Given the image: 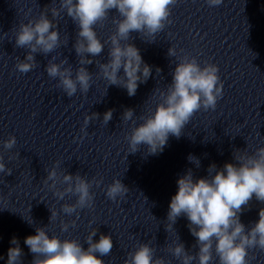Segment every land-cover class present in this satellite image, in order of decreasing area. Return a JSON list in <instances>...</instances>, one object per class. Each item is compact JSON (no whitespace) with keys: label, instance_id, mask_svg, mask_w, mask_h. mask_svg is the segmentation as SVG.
I'll use <instances>...</instances> for the list:
<instances>
[{"label":"clouds","instance_id":"clouds-1","mask_svg":"<svg viewBox=\"0 0 264 264\" xmlns=\"http://www.w3.org/2000/svg\"><path fill=\"white\" fill-rule=\"evenodd\" d=\"M176 3L177 0H59V8L48 10L46 7L38 19L19 25L15 33V47L28 51L23 60L18 59L15 67L20 73H28L37 66L35 53L47 56L60 47V34L53 20L63 12L78 28L73 47L79 57L80 67L73 76L72 67L65 66L68 65L67 58L59 63L54 62L55 58L50 59L46 72L50 78H58L57 87L68 97L74 96L78 90L82 94L88 93L92 74L85 65L94 63L88 56H99L108 44V61H95L98 75L108 82V86L124 88L129 97L135 96L139 84L147 82L152 75V69L144 62L140 50L129 43L131 33H139L141 37L150 38L147 42H154L166 23H171V8ZM207 3L210 7L219 6L223 0H207ZM113 9L120 17L113 20L116 31L108 41L102 43L95 26L103 24ZM47 11L51 12L52 19L48 18ZM168 55L176 57V49L170 47ZM218 72L215 64L206 63L202 67L195 57H179L172 73V82L166 91L159 92L160 102L155 110L149 109L146 115L140 116L142 122L132 127L125 136L129 146L128 154H135L141 146L146 147L148 155L162 152L170 136L177 139L181 137L184 127L197 111L201 108L205 111L215 110L223 95V83ZM113 111L109 109L103 114L104 124L107 125L112 119ZM134 115L133 109H125L123 121H133L135 124ZM99 116V113L85 115L81 132L87 135L86 129L90 122L99 119ZM15 144V136H10L3 142V147L10 150ZM187 159L196 168H200L199 158L189 154ZM233 159L234 163L226 162L222 168H217L214 163L209 165L205 177H195L192 169H188L177 180L178 191L171 198L165 230L176 232L174 225L178 218L186 217L190 234L196 238L194 247H198V251L191 254L179 242L176 232L178 242L169 245L168 251L181 264H192L193 261L197 264H213L214 259L217 264H249V250L258 248L264 251V208L259 210V219L250 228H246L240 220V215L253 197L264 203V147L258 148L253 154L247 151L234 152ZM59 167L60 163L56 162L47 171L43 183L59 200L68 194L77 197L75 203L63 204L61 211L71 216L77 213V209H91L94 201L91 188L93 184L99 186L101 181L95 178L89 181L79 174L58 173ZM0 173L12 174V170L3 162V156H0ZM58 183L66 187L61 190L57 187ZM128 192V187L120 179H115L107 186L106 196L117 201V198L123 199ZM50 212L49 221H52L58 213L53 209ZM27 222L33 223L32 219ZM75 224V220L71 221L73 227ZM68 228L69 224L62 221L61 231L66 232ZM45 229L46 226L37 227L35 235L24 239V244L33 254L31 264H105L96 254L109 255L113 248L110 235L101 234L98 241L93 240L97 235L96 229L86 237V250L79 241H62L55 235L49 236ZM10 244L13 246L8 249L7 264H23L24 252L19 240L13 237ZM154 257L155 249L148 243H141L134 252L128 253L124 264H165L164 259Z\"/></svg>","mask_w":264,"mask_h":264}]
</instances>
